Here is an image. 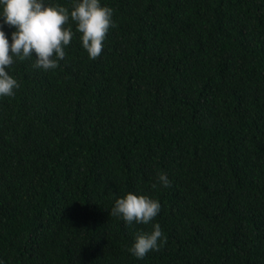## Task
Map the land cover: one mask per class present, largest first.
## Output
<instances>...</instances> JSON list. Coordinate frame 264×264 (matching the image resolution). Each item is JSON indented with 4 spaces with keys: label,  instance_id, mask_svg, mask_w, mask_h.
<instances>
[{
    "label": "trees",
    "instance_id": "trees-1",
    "mask_svg": "<svg viewBox=\"0 0 264 264\" xmlns=\"http://www.w3.org/2000/svg\"><path fill=\"white\" fill-rule=\"evenodd\" d=\"M101 4L115 26L97 59L70 19L59 67L8 69L0 264H264V0ZM129 191L159 201L151 224L110 216ZM155 223L167 243L135 257Z\"/></svg>",
    "mask_w": 264,
    "mask_h": 264
},
{
    "label": "clouds",
    "instance_id": "clouds-1",
    "mask_svg": "<svg viewBox=\"0 0 264 264\" xmlns=\"http://www.w3.org/2000/svg\"><path fill=\"white\" fill-rule=\"evenodd\" d=\"M0 97H14L19 82L9 74L15 59L23 61L35 57L33 67L45 71L59 67L66 57L65 47L74 33L65 27L69 20L75 22L76 31L81 33L83 48L90 59H97L103 50V41L114 27L113 10L101 4V0H76L71 11L65 6L46 5L44 0H0ZM14 27L11 42L3 25ZM168 188L171 182L165 173L157 176L153 189ZM161 210V204L147 195L129 191L115 201L110 216L123 219L128 225H149ZM167 243L159 223L152 230L136 234L128 251L143 259L150 251H159Z\"/></svg>",
    "mask_w": 264,
    "mask_h": 264
}]
</instances>
